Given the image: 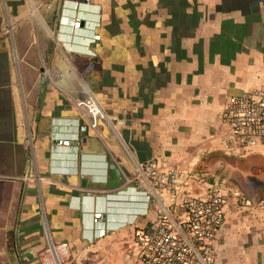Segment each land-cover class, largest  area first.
I'll return each mask as SVG.
<instances>
[{"label":"crops","instance_id":"obj_1","mask_svg":"<svg viewBox=\"0 0 264 264\" xmlns=\"http://www.w3.org/2000/svg\"><path fill=\"white\" fill-rule=\"evenodd\" d=\"M263 85L264 0H0V264H139L132 237L154 217L105 193L151 158L219 185L215 264H264V146L221 120ZM87 95L105 119L57 145Z\"/></svg>","mask_w":264,"mask_h":264},{"label":"built area","instance_id":"obj_2","mask_svg":"<svg viewBox=\"0 0 264 264\" xmlns=\"http://www.w3.org/2000/svg\"><path fill=\"white\" fill-rule=\"evenodd\" d=\"M81 22L76 18L72 27L78 29ZM98 39V35L92 38ZM74 106L88 121L71 138L57 140V145L79 149L83 141L79 133L96 129L105 115L92 95L74 100ZM221 120L238 146H264V85L229 97ZM198 179L151 158L134 163L129 173H123L120 185L105 193L117 198L113 202L138 205L135 216L154 217L132 237L139 264H215L213 243L225 220L226 197L216 183L201 190ZM103 217L102 212H91L92 240L106 233L98 227Z\"/></svg>","mask_w":264,"mask_h":264},{"label":"rangeland","instance_id":"obj_3","mask_svg":"<svg viewBox=\"0 0 264 264\" xmlns=\"http://www.w3.org/2000/svg\"><path fill=\"white\" fill-rule=\"evenodd\" d=\"M131 208H133V209H138V208H140L138 205H134V204H131V206H130ZM133 209H132V214H137V210H136V212L134 211L133 212ZM132 248H133V244H132V241H131V245H130Z\"/></svg>","mask_w":264,"mask_h":264}]
</instances>
